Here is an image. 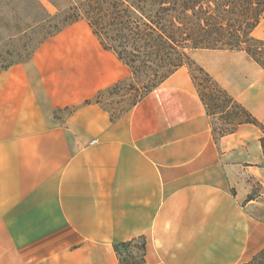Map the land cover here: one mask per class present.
Wrapping results in <instances>:
<instances>
[{"label": "crops", "instance_id": "1", "mask_svg": "<svg viewBox=\"0 0 264 264\" xmlns=\"http://www.w3.org/2000/svg\"><path fill=\"white\" fill-rule=\"evenodd\" d=\"M78 24L0 73V264H121L115 246L140 238L146 264L251 263L264 250V154L238 152L251 126L216 141L186 67L116 121L84 105L130 72ZM193 56L264 126L263 70L242 52Z\"/></svg>", "mask_w": 264, "mask_h": 264}, {"label": "trees", "instance_id": "2", "mask_svg": "<svg viewBox=\"0 0 264 264\" xmlns=\"http://www.w3.org/2000/svg\"><path fill=\"white\" fill-rule=\"evenodd\" d=\"M45 1L56 9L54 15L42 0H17L18 6L25 3L26 14L14 21L15 38L25 37L30 50L25 55L28 61L48 40L85 21L101 47L129 69V77L98 92L84 105H99L116 121L186 67L194 84V74L200 76L204 87L198 94L210 117L228 114V120H236V127L250 124L264 131V126L191 58L193 52L201 50L242 52L264 71V40L253 37L264 14V0ZM23 25L27 26L25 30L21 29ZM19 63L24 62L13 63L3 71ZM121 92L122 97L135 93L127 109L112 113L102 105L104 94ZM215 108L220 112H212ZM232 108L244 119L229 114ZM261 144L264 150V137ZM145 249L142 238L115 246L121 264H146ZM249 264H264V250Z\"/></svg>", "mask_w": 264, "mask_h": 264}, {"label": "rangeland", "instance_id": "3", "mask_svg": "<svg viewBox=\"0 0 264 264\" xmlns=\"http://www.w3.org/2000/svg\"><path fill=\"white\" fill-rule=\"evenodd\" d=\"M43 5L45 6L46 10L54 15L56 13V9L46 2L45 0H42ZM26 14L25 9V3L21 2V4L17 5V0H0V73L3 72V69L8 67L9 65L13 63L18 62H24L28 63L29 61L26 59L25 55L30 52V50H27V46L25 45V37L20 36L19 38H15V32L16 27L14 21L17 20L20 16L21 19ZM77 28L75 30L76 33L83 35V39L86 42H94L96 41L95 38L89 33H91V29L87 22L82 21V23H79ZM27 28L26 25L21 26V29L25 30ZM90 29V30H89ZM89 31V32H88ZM86 35V37H85ZM253 37L258 40H264V14L262 15L260 19V23L258 27L255 29L253 33ZM66 38L63 37L61 40H65ZM52 41V40H50ZM74 41H77L74 39ZM206 51V50H201ZM198 51H195L191 54V58L194 59V53ZM223 55V54H222ZM200 60L206 61L207 58L213 59L221 57L220 53L216 52H204L198 55ZM228 57H238V56H228ZM258 71L261 72V70L258 67ZM197 78V82L195 83L196 90L201 91L204 87L200 76L197 74H194ZM199 85V86H198ZM122 92L117 94H104L102 97V105L111 110L112 113L118 112L122 109H127L129 104L131 103L132 99L134 98L135 93H132V96H124L122 97ZM219 104V102H217ZM215 105H218L214 103ZM45 106H47L45 104ZM216 110V111H215ZM220 112L218 109H212V112ZM72 111H55L54 117L55 119L59 121H64L69 113ZM230 113H233L234 115H237L239 117L238 119H244V116L241 115L238 111L234 110L233 108L230 109ZM228 114H216L212 119V126L214 131V138L216 141H219L222 137L228 136L226 135L228 132H231L233 130H236L235 133L238 132L240 127H236V120L230 121L227 118ZM251 126L252 132L248 138H246V143L244 146H241L239 154L242 158V160H252L257 155L264 154V150L262 148L261 139L264 137V131L260 129V127L246 124ZM234 133V134H235ZM232 135V134H231ZM260 145L259 146V143ZM258 184V183H257ZM256 185V184H255ZM254 185V191L257 193L260 192L262 189V186L257 185V187ZM125 255V254H124Z\"/></svg>", "mask_w": 264, "mask_h": 264}]
</instances>
